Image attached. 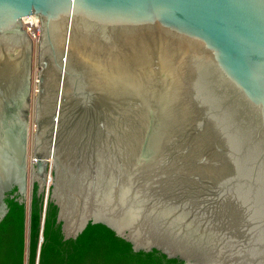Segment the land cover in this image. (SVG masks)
<instances>
[{
	"label": "water",
	"instance_id": "water-1",
	"mask_svg": "<svg viewBox=\"0 0 264 264\" xmlns=\"http://www.w3.org/2000/svg\"><path fill=\"white\" fill-rule=\"evenodd\" d=\"M28 173L29 264H264V0H0V264Z\"/></svg>",
	"mask_w": 264,
	"mask_h": 264
},
{
	"label": "rangeland",
	"instance_id": "rangeland-1",
	"mask_svg": "<svg viewBox=\"0 0 264 264\" xmlns=\"http://www.w3.org/2000/svg\"><path fill=\"white\" fill-rule=\"evenodd\" d=\"M37 39L35 42L37 43ZM38 71L37 66V44H35V56H34V80L36 73ZM35 83V82H34ZM35 89V85H33V90ZM35 111V105H34V95H32V102L29 110V132H28V147H29V161L32 158V152L34 148V139H35V121H34V112ZM30 197H31V177L28 173V180H27V190H26V201H27V212H26V239H27V248H26V264L28 259V244H29V203H30Z\"/></svg>",
	"mask_w": 264,
	"mask_h": 264
},
{
	"label": "trees",
	"instance_id": "trees-1",
	"mask_svg": "<svg viewBox=\"0 0 264 264\" xmlns=\"http://www.w3.org/2000/svg\"><path fill=\"white\" fill-rule=\"evenodd\" d=\"M46 202V198L44 195V203H43V211H44V205ZM47 206H48V200H47ZM47 206H46V210H45V220H46V213H47ZM43 211H42V218H43ZM32 213V211H31ZM26 207H25V225H24V247H23V264H26V248H27V239H26ZM44 227H45V222H44ZM30 231H31V224H30ZM41 236H42V219H41V226H40V233H39V239H38V246H37V254H36V262L35 264H39L40 263V255H41V248L42 245L44 243V229H43V242L41 244V248H40V254H39V259H38V249H39V244H40V240H41ZM29 255H30V233H29V244H28V259H27V264H29Z\"/></svg>",
	"mask_w": 264,
	"mask_h": 264
},
{
	"label": "built area",
	"instance_id": "built-area-1",
	"mask_svg": "<svg viewBox=\"0 0 264 264\" xmlns=\"http://www.w3.org/2000/svg\"><path fill=\"white\" fill-rule=\"evenodd\" d=\"M25 18L29 20L26 21ZM25 18H23L22 20L24 28L31 35L34 41L36 39L38 40L40 35V19L35 15H31Z\"/></svg>",
	"mask_w": 264,
	"mask_h": 264
},
{
	"label": "bare ground",
	"instance_id": "bare-ground-1",
	"mask_svg": "<svg viewBox=\"0 0 264 264\" xmlns=\"http://www.w3.org/2000/svg\"><path fill=\"white\" fill-rule=\"evenodd\" d=\"M25 20L28 21L29 19H26V18H25Z\"/></svg>",
	"mask_w": 264,
	"mask_h": 264
}]
</instances>
